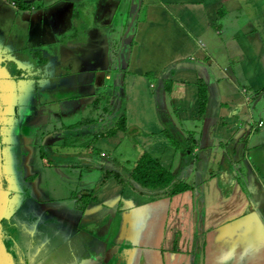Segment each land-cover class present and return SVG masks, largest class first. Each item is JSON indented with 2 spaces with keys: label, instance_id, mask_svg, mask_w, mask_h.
Wrapping results in <instances>:
<instances>
[{
  "label": "crops",
  "instance_id": "1",
  "mask_svg": "<svg viewBox=\"0 0 264 264\" xmlns=\"http://www.w3.org/2000/svg\"><path fill=\"white\" fill-rule=\"evenodd\" d=\"M28 4L30 12L16 11L28 32L41 37L51 22L83 39L72 65L87 61L116 87L56 125L70 138L55 168L27 189L39 207L43 263L264 264V0ZM1 16L9 35L13 15ZM182 125L198 140L187 143ZM130 147L133 162L121 165L116 157ZM143 154L189 188L167 196L134 183Z\"/></svg>",
  "mask_w": 264,
  "mask_h": 264
},
{
  "label": "flooded vegetation",
  "instance_id": "2",
  "mask_svg": "<svg viewBox=\"0 0 264 264\" xmlns=\"http://www.w3.org/2000/svg\"><path fill=\"white\" fill-rule=\"evenodd\" d=\"M30 1L0 3V264L43 263L39 207L35 198H27V189L31 183L34 189L43 170L55 168L54 156L70 138L56 125L71 119L72 107L96 105L108 96L107 73L86 68L87 61L82 68L72 65L77 41L83 39H69L62 27L53 31L51 22L41 37L36 35L42 29L27 31L17 12H30ZM2 12L13 15L9 35ZM95 55L106 56L103 50Z\"/></svg>",
  "mask_w": 264,
  "mask_h": 264
},
{
  "label": "trees",
  "instance_id": "3",
  "mask_svg": "<svg viewBox=\"0 0 264 264\" xmlns=\"http://www.w3.org/2000/svg\"><path fill=\"white\" fill-rule=\"evenodd\" d=\"M205 89L201 85L199 88V113L204 112L205 107ZM116 129L125 130L124 115H121ZM110 131L109 134H112ZM131 179L142 188L151 191H162L167 196H173L186 191L189 187L184 182L176 180L169 172L161 168L148 154H143L136 162L131 171ZM88 197H84L83 208L87 203Z\"/></svg>",
  "mask_w": 264,
  "mask_h": 264
},
{
  "label": "rangeland",
  "instance_id": "4",
  "mask_svg": "<svg viewBox=\"0 0 264 264\" xmlns=\"http://www.w3.org/2000/svg\"><path fill=\"white\" fill-rule=\"evenodd\" d=\"M113 76H112V80H113ZM110 84V86H111V89L114 91V89L116 90V87H114L113 86V84L111 83V81H108L107 82V85H109ZM106 85V86H107ZM107 92V94H111L112 92L110 91V90H107L106 91ZM177 129H178V127H177ZM182 129H183V135H184V138H185V141L187 142V143H192V142H195V141H197L198 140V136L196 135V133H198V131H195V130H193V129H188L185 125H182ZM172 131H173V129H171ZM178 130H176V132H177ZM193 131V132H192ZM179 132V131H178ZM180 138V137H179ZM183 140V139H182ZM184 141V140H183ZM238 148V147H237ZM129 149V148H128ZM126 155L125 156H123V155H119V156H117L116 158L118 159V160H121V162H120V164L121 165H125V166H127V164H126V161L127 160H129V163L130 164H132V162H133V156H134V154H133V150H132V148L130 147V149L129 150H127L126 151ZM120 156H122V157H120ZM120 157V158H119ZM228 159V158H227ZM228 162H230V160H228ZM135 167V166H134ZM57 179H60V178H56V180ZM61 180H58V183L60 182ZM49 254H48V252L47 253H44V256H48ZM42 264H49V263H47V262H45V263H42ZM56 264H61L59 261L56 263Z\"/></svg>",
  "mask_w": 264,
  "mask_h": 264
},
{
  "label": "water",
  "instance_id": "5",
  "mask_svg": "<svg viewBox=\"0 0 264 264\" xmlns=\"http://www.w3.org/2000/svg\"><path fill=\"white\" fill-rule=\"evenodd\" d=\"M74 167H76V169H78V176H80V174H81V166H80V163L77 165V164H75L74 165Z\"/></svg>",
  "mask_w": 264,
  "mask_h": 264
},
{
  "label": "built area",
  "instance_id": "6",
  "mask_svg": "<svg viewBox=\"0 0 264 264\" xmlns=\"http://www.w3.org/2000/svg\"><path fill=\"white\" fill-rule=\"evenodd\" d=\"M259 127H262V123H259Z\"/></svg>",
  "mask_w": 264,
  "mask_h": 264
}]
</instances>
